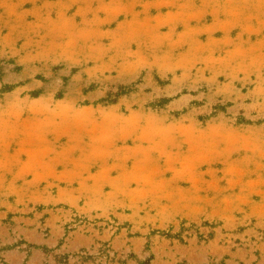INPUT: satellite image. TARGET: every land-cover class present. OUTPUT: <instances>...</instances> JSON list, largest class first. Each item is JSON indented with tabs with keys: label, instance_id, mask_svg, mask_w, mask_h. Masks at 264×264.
<instances>
[{
	"label": "rangeland",
	"instance_id": "obj_1",
	"mask_svg": "<svg viewBox=\"0 0 264 264\" xmlns=\"http://www.w3.org/2000/svg\"><path fill=\"white\" fill-rule=\"evenodd\" d=\"M0 264H264V0H0Z\"/></svg>",
	"mask_w": 264,
	"mask_h": 264
}]
</instances>
